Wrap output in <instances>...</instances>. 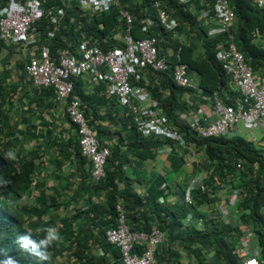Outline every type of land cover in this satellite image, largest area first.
Segmentation results:
<instances>
[{
  "label": "trees",
  "instance_id": "1",
  "mask_svg": "<svg viewBox=\"0 0 264 264\" xmlns=\"http://www.w3.org/2000/svg\"><path fill=\"white\" fill-rule=\"evenodd\" d=\"M24 1V0H20ZM42 16L35 21L31 28L32 33L49 48L51 59H55L60 49L74 50L80 42L88 45H95L105 51L112 47L120 46V42L112 39L113 34L121 28L125 31L124 22L119 20V9H126L132 16V24L128 30L132 39L137 40L143 37L153 36L156 39V47L159 54L165 55L167 48L172 49V55L167 57L168 62L173 65L180 63L186 65L187 75L194 74L197 79V86L209 96L216 94L223 100L225 105H230L236 100L237 94L229 88L228 75L221 69L215 59L216 48L225 43L226 35L218 34L209 36L210 23H205L199 18L197 0H190V3L182 4L177 0H158L160 6L176 22V33L183 37V42L172 39V35L165 32L155 19V9L151 6L152 0H117V6H110L106 12L82 11L77 0H38ZM233 11L234 19L231 24L230 33L238 52L243 56L245 63L253 73L254 78L264 79V9L255 8L250 0H227ZM7 0H0V8ZM61 9L62 16L57 18L55 24H51L47 15L48 11ZM150 19L153 23L144 35L139 32L141 21ZM52 33V37H46ZM255 34V36H254ZM37 46V45H36ZM21 48L25 53L23 45L11 42L0 41V49ZM27 60L17 65L18 72L12 75H19L23 78L25 74L23 67ZM11 70H4L0 78V135L7 138L8 143L13 147L12 136L18 131L19 124L25 125L26 121L21 114L19 122L10 126L9 116L14 105L7 102L6 94H13L15 85L7 81ZM22 72V73H21ZM146 75V76H145ZM169 70L165 72H154L149 69L140 71L141 79L137 83L144 86L143 77L147 78L150 96L158 103L161 111L166 116L168 125L172 130L177 131L190 151H179L177 145L170 140L148 137H141L131 122L130 116L121 110L117 103L107 97V85L105 83L93 84L90 93L84 90V84L88 81L85 77L73 78V90L70 99H77L80 103V111L84 116L87 126L96 137L100 146L103 142L99 135L104 133L98 121L107 119L111 124L120 120L117 130V148L109 149V156L106 159L104 168V179L96 188L89 187V179H80L72 195L77 197L80 192L87 196V202L91 200L94 192L99 191L103 197V203H96L91 209L84 212L83 224L80 229L74 227L68 218L60 221L62 233L70 239V245L65 250L69 259L74 264H121L119 251L107 245L104 240V231L115 224V205L119 203L125 211V223L131 232H147L150 226H155L163 233V241L157 247L154 259L155 264H207L206 256L212 255L218 264H241V259L234 252V242L241 235L239 226L248 228L252 232L253 239L263 246L264 244V147L256 146L241 137H220V138H199L193 130L176 118V112H182L185 104L180 100L184 92H193L188 89L177 87L171 80ZM11 78V77H10ZM13 79V78H12ZM85 79V80H84ZM154 81V82H153ZM29 84H31L28 79ZM90 84V82H89ZM32 86V85H31ZM43 90V89H42ZM45 91V90H43ZM51 92V90H46ZM50 95L49 93H47ZM8 95V96H9ZM52 98V97H51ZM52 102V101H51ZM49 106H56L47 101ZM47 105V107H48ZM108 106L105 115L94 118L98 107L101 110ZM91 108L90 110L87 108ZM89 110V111H88ZM120 112V115L118 116ZM91 118H89V115ZM64 120L75 132V126L70 123L64 113ZM118 119V120H116ZM18 123V125H17ZM30 128H24V137L30 139ZM123 131L124 133L122 134ZM68 144V148L64 149ZM119 145V146H117ZM169 146L168 175L171 173H182L185 165L184 155L194 152H201V163L192 164V173L202 174L200 186L189 193V204L183 201L184 187L187 177L175 182V185H166L160 182L148 188L143 196L134 193L128 180L121 181L120 174V152L118 148H125L139 160H144L149 153ZM46 146V150H49ZM72 147L73 157L78 165L86 163L80 156L76 133L67 140L59 141L57 149L59 160L54 161V168H59L62 160L69 156V149ZM109 148V147H108ZM44 150L32 148L29 154L18 158L16 165L8 162L0 154V248L6 249L9 254L16 256L19 264H37L16 244L18 234L29 232L33 237H41L42 221L48 210L54 204H47L43 200V185L38 183L36 188L38 194L33 204L22 207L23 212L31 214L33 218H26L21 221L13 212L7 210L6 204L15 202L25 191L31 189V180L35 175L37 163L41 160ZM169 152V151H168ZM148 153V154H147ZM147 154V155H146ZM195 158V157H194ZM51 159V158H50ZM192 162L195 160L193 158ZM197 161V160H196ZM184 174V173H183ZM87 179V180H86ZM226 183L233 190H238V197L235 199L237 217L234 223L230 221L216 224L210 219L203 220V226H195L196 219L200 218V208L204 205H211L214 202L215 193L218 188ZM177 196L178 202L171 204L159 198ZM191 215L190 222H185L186 214ZM39 215V216H38ZM39 217V218H38ZM37 230H39L37 233ZM92 236L100 243L102 256L96 260L87 256L89 247L88 238L83 240V235ZM93 239V238H91ZM90 239V240H91ZM184 253L186 261H182L181 253ZM61 249L48 250L49 261L51 257L58 256ZM264 259V252L260 254V262Z\"/></svg>",
  "mask_w": 264,
  "mask_h": 264
},
{
  "label": "built area",
  "instance_id": "2",
  "mask_svg": "<svg viewBox=\"0 0 264 264\" xmlns=\"http://www.w3.org/2000/svg\"><path fill=\"white\" fill-rule=\"evenodd\" d=\"M180 1L184 4L190 3V0ZM250 1L255 8L264 9V0ZM77 4L82 11L106 12L110 6H117L118 1L77 0ZM197 4L199 18L210 23L208 35H226L225 43L216 48L215 59L228 75L229 88L238 98L230 105H225L223 100L213 94L210 96L213 119H201L186 114L181 118L201 139L226 137L240 123L251 134L247 141L264 147V79L254 78L242 54L234 45L229 31L234 19L233 11L227 0H197ZM151 6L155 9L158 25L176 37L175 20L161 8L158 0H152ZM42 14L38 0H7L0 8V41L23 45L27 54L23 72L31 85L35 89L51 90L52 102L63 104L64 113L75 126L80 156L89 165L90 188H96L104 179L109 148L99 145L80 111L79 101L70 99L73 78L86 77L93 84L105 83L107 97L113 99L130 116L135 131L141 137L167 139L180 148L184 146L180 134L169 127L158 103L144 86L137 83L141 79L140 71L144 69L154 72L169 70L175 86L188 90L195 89V86L186 73V65H171L165 55L159 54L153 36L137 40L131 38L128 30L133 18L126 9H119L118 14L119 20L125 25L120 46L103 51L95 45L80 42L72 51L60 49L55 59H51L49 48L45 44L40 43L35 48L38 39L31 32V26ZM62 14L61 9L47 12L51 24H55ZM152 23L147 18L142 20L139 32L145 35ZM46 37L51 38L52 33H47ZM255 131L260 132V137L253 135ZM198 181L199 179H192L187 185L183 197L186 204H189V193ZM238 194V190H232L229 198L235 200ZM158 202L162 203L163 199L159 198ZM219 205V209L224 207ZM115 213V224L104 231V240L107 245L119 251L121 264H155L154 255L163 241V233L153 225L147 232H131L126 226L125 212L120 206L115 205ZM190 220L191 215L187 213L185 222ZM196 222L203 224L201 219ZM239 231L240 242L234 252L241 259V264H262L258 257L264 252V244L260 246L253 239L250 229L239 226Z\"/></svg>",
  "mask_w": 264,
  "mask_h": 264
},
{
  "label": "rangeland",
  "instance_id": "3",
  "mask_svg": "<svg viewBox=\"0 0 264 264\" xmlns=\"http://www.w3.org/2000/svg\"><path fill=\"white\" fill-rule=\"evenodd\" d=\"M64 1L66 3L70 0H64ZM175 38H177V40L180 42L181 37H179L177 35V33H176ZM42 42H44V41L41 39V41L38 42V44H37V46H35V48H37L38 45ZM21 50H22L21 48L16 49V48H12V47L9 51L6 48L0 49V78L4 77V75L1 74L2 71L4 72V70H11L7 81L11 82L12 78H15L12 74L14 72H18L17 71L18 68H22V65H23V64L22 65H17V64H19L20 62L23 63V60H27L26 51H25V53H22ZM22 79L24 80V82H22V85L24 88L32 87L31 84H29L28 79L26 77H24V75H23ZM23 90L25 91V89H22L21 91H23ZM8 97L11 98L10 99L11 101L14 98H16L15 93L9 95ZM17 114H18V112H16V111L11 112V115L9 116L10 126L14 125L15 121L18 119ZM119 115H120V112H119L118 116ZM56 118H58V117H56ZM60 120H63L65 124H68L64 120V117L61 116ZM116 120H118V119H116ZM56 122H59V120L56 119ZM110 125H111L110 128L112 127L110 131L114 135H116V137H117L116 132H117V130H119L118 128L120 126V120L116 121L115 124L110 123ZM58 128H60L61 132H66V134H65L66 136L70 133H73V135L75 134L74 130L70 131L68 125H62L61 123H59ZM235 128H237V130H239L241 138H243L245 140L248 139V137H249L248 131L244 130L241 127L240 123H237ZM49 131L50 132L52 131L51 128ZM121 132H122V134L124 133L123 131H121ZM257 133L258 132L255 131L254 135H258ZM12 137H13L12 140H13V144H14L13 147L10 145V143H8L7 138L0 135V154L6 159V161H8V162L12 161L14 163L13 165H16L19 157L26 155V154H29L31 152L32 148H38L39 150L45 151L46 146H49L48 147L49 150H47L43 153V156L41 157L40 162H38L36 165L35 175H33V178L31 180V185H32L31 189H29L28 191H25L15 202H13V203L8 202L6 204L7 205L6 208H7V210L13 212V214L15 216H17L19 219H21L22 222H24V219H26V218H33L34 219V217L31 214H28L26 212L24 213L22 210V207H28V206H30V204H33L35 202V199H36L37 194H38V189L36 188V185L38 183H41L43 185V187H42L43 196H44L43 200L45 202H47V204H54L55 206L48 210V213H47L46 217H44V219L42 216L38 215L42 221V225H41V229H40L41 231L37 230V233L41 232L44 235V233L42 231L44 228H46L48 226H54L59 231L61 236L63 237V240H62V242L54 245L53 247H51L49 249L50 251L55 250V249H57V250L61 249V252H58L59 253L58 256H56V257L52 256L51 257L52 264H74L73 261H71L68 258L69 255L65 252V250L70 245V239H69L70 237L68 238V236H66L62 233V227L60 225V221L64 218H68L74 227H77L80 229V227H81L80 225L83 224L82 218L84 216V212L87 209L93 208L96 203H103V197H102L101 193H99V191H96L93 193V195L91 196V200H89V202H87V200H86L87 196L83 192H80V194L77 197H74L72 195V193L74 191V188H76L77 184H74L71 182H67L66 184L62 183V185L57 184V186H56L57 190L55 189L54 182L57 183V182L61 181V179L59 176H57L59 178L56 177V179L53 176V175H55L54 173L58 168H54L53 162L56 159L53 158V160H51L50 158L54 157V155H55L54 150L57 149V144L61 140L57 136H53V134H50L49 137H44V138L42 137L41 140L36 141L35 147H34V143L31 142L30 139L24 137V134L21 133L20 130L13 133ZM61 141H63V143H64L65 140H61ZM168 147L169 146H166L165 148L168 149V151H170ZM177 148L179 151L183 150L184 152H186V150L190 151V149L192 151H194L192 148L188 149L185 146H183L181 148L177 146ZM9 150H11L15 153L16 158L14 160H10V159L6 158V154ZM183 157H184V161H185L186 165L190 166L191 168H192V164L193 165L198 164L197 163L198 161L200 164L201 159H202L201 152L200 153L194 152L193 155L191 153H189L188 155H186V156L184 155ZM191 158H193L195 161L192 162ZM190 167H188V168H190ZM194 177H195V174H194ZM194 177H192V178H194ZM192 178H187L188 180H186L187 184L184 187V192H185L187 185L191 182ZM201 178H202V174L200 175V180L198 181V184L195 187H193V189L198 188L200 186ZM232 190L233 189H231L229 187V183H226V184L220 186L218 188L217 192L215 193L214 202L211 205H204L202 208H200L199 215L201 217L198 219H201V220L210 219L213 222H215L216 224H220V222L222 224V222H226V221H230L231 223H234L238 213H237L236 208H235V201L236 200H231L229 198ZM224 200L226 201V207H222L219 209V207H221L219 204L224 205L222 203V201H224ZM116 205L120 206V208L122 209V207L119 203H117ZM198 219H196V220H198ZM195 226L197 228H200L203 226V224H198L196 222ZM86 235L87 234L83 235V240L86 238L89 239V241L87 242V246L89 247V251L87 253V256L96 260L102 256L100 243L94 237L86 236ZM91 238H93V239H91ZM181 255L183 257L182 261H186L184 258L185 255H184L183 251H182Z\"/></svg>",
  "mask_w": 264,
  "mask_h": 264
},
{
  "label": "crops",
  "instance_id": "4",
  "mask_svg": "<svg viewBox=\"0 0 264 264\" xmlns=\"http://www.w3.org/2000/svg\"><path fill=\"white\" fill-rule=\"evenodd\" d=\"M138 1V0H137ZM179 3H182L180 0H177ZM184 4V3H182ZM144 20V19H143ZM123 31L121 28L113 34L112 39L120 42L123 36ZM174 37L172 36V39ZM184 39L181 37L180 42H183ZM179 42V41H177ZM172 55V49L167 48L165 51V56L170 57ZM146 76V75H145ZM143 77L144 87L148 91V87L151 86V83L146 84L147 78L149 77ZM26 77V76H25ZM189 79L191 80L192 84L195 86V89L191 90L193 92H184L180 100L184 102L185 109L182 112H176V118L180 122H183V119L181 118L182 115L186 114L188 116H194L196 118H206V119H213V113H212V102L209 95L202 93V91L197 86V79L194 74L188 75ZM27 78V77H26ZM85 78V77H84ZM28 79V78H27ZM263 79V78H262ZM85 80V79H84ZM261 80V79H260ZM22 82L24 80L19 76H15L11 80V83L15 85V93L16 98H14L12 101L11 98L8 97L9 93L6 94L7 102H12L14 105V109L12 111L18 112L17 121L19 120V116L22 114L23 118L25 119L26 123L25 125L19 124L18 130H20L21 133H24V128L29 127L30 128V140L34 143V147L36 146V141L41 140L42 137H49L50 134H53V136H57L61 140H67L68 137H71L73 133L65 135L66 132H61L60 128H58L59 123L62 125H68L65 124L63 120L61 119V116L63 117V104H55L56 106H49L47 101L50 100V103L53 104V99L51 98L53 95H51V92L49 91H43L41 89H36L32 86L29 88H24L22 85ZM154 82V81H153ZM34 88V89H33ZM22 89H25V91H21ZM92 89L91 83L89 82L84 84V90L86 93H90ZM49 93L50 95H48ZM48 105V107H47ZM106 106V105H105ZM89 110L91 108L87 107ZM103 106L98 107L96 111V115L94 118L101 117L105 115L106 110L108 106H106L104 109L101 110ZM88 110V111H89ZM89 115V114H88ZM58 117V118H56ZM89 118H91V115H89ZM56 119L59 120V122H56ZM16 121V122H17ZM19 122V121H18ZM98 124L101 126L102 130L104 132L107 131V133H104L99 135L103 145L109 147V149L117 148L116 144L118 142V139L116 135H114L110 130V122L107 119H101V121H98ZM186 124V123H185ZM18 125V123H17ZM109 125V126H108ZM51 128V132L49 131ZM70 131L73 130L69 127ZM69 131V132H70ZM258 132L256 135L257 137H260V132ZM64 133V134H63ZM116 137H114V136ZM250 133L248 132V136L250 137ZM254 135V134H253ZM66 136V137H65ZM241 137L239 130H230L227 137ZM248 137V138H249ZM28 138V137H26ZM248 140V139H246ZM119 146V145H117ZM68 148V144L65 146L64 149ZM120 151L124 152V155H121L120 152V161L122 164H120V178L121 181L128 180L131 184L134 193H136L139 196H143L146 194L148 188L153 186L155 183L160 182L164 183L162 186L175 185V182L179 181L180 177H187L192 179H199L200 180V174L192 173V168L190 166H187L186 163L183 167L182 173H171L167 174L168 170V155L170 151L168 152V149L160 148L154 153H149V155L144 158V160H139L137 157H135L130 151H127L125 148H118ZM57 154V153H56ZM54 155V157L51 158V160L56 159L59 160V155ZM61 166L55 171V175H53L56 179L57 176L60 177L61 181L54 182V187L57 190V184L62 185V183L71 182L74 184H80V179H85L86 177L89 179V165L87 163H83L81 165H78L76 163V160L73 157V150L72 147L69 149V156L67 158H64L62 160ZM40 162V161H39ZM54 163V162H53ZM190 167V168H188ZM184 173V174H183ZM190 176V177H189ZM57 177V178H59ZM191 179V180H192ZM87 180V179H86ZM163 201L174 204L178 202L177 196L175 195H169L168 197H163ZM224 204V207H226V201H222ZM240 242V237L235 240L234 242V249L238 248ZM260 259V256L258 257ZM207 264H218L216 260L212 257V255L206 256ZM261 263L264 264V259L261 260Z\"/></svg>",
  "mask_w": 264,
  "mask_h": 264
},
{
  "label": "clouds",
  "instance_id": "5",
  "mask_svg": "<svg viewBox=\"0 0 264 264\" xmlns=\"http://www.w3.org/2000/svg\"><path fill=\"white\" fill-rule=\"evenodd\" d=\"M6 158L14 160L16 158L15 153L9 150ZM42 231L44 235L41 237L34 238L29 232L18 234L16 237V244L21 251L27 253L37 264H47L49 261L48 250L63 240V237L54 226H48ZM0 264H19V261L16 256L9 254L6 249L0 248Z\"/></svg>",
  "mask_w": 264,
  "mask_h": 264
}]
</instances>
